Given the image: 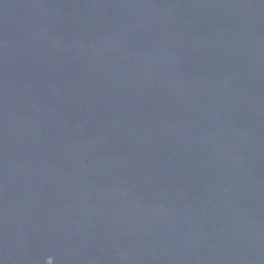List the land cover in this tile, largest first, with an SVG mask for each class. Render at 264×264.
Wrapping results in <instances>:
<instances>
[{
  "label": "water",
  "instance_id": "1",
  "mask_svg": "<svg viewBox=\"0 0 264 264\" xmlns=\"http://www.w3.org/2000/svg\"><path fill=\"white\" fill-rule=\"evenodd\" d=\"M0 264H264V0H0Z\"/></svg>",
  "mask_w": 264,
  "mask_h": 264
}]
</instances>
